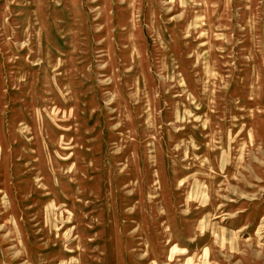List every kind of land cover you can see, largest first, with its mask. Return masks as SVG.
Instances as JSON below:
<instances>
[{
  "label": "rangeland",
  "instance_id": "374dc122",
  "mask_svg": "<svg viewBox=\"0 0 264 264\" xmlns=\"http://www.w3.org/2000/svg\"><path fill=\"white\" fill-rule=\"evenodd\" d=\"M0 264H264V0H0Z\"/></svg>",
  "mask_w": 264,
  "mask_h": 264
}]
</instances>
